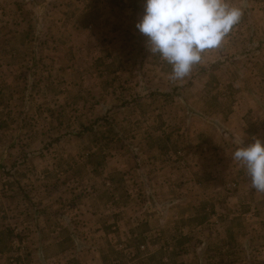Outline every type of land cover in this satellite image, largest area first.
<instances>
[{
  "label": "rangeland",
  "instance_id": "374dc122",
  "mask_svg": "<svg viewBox=\"0 0 264 264\" xmlns=\"http://www.w3.org/2000/svg\"><path fill=\"white\" fill-rule=\"evenodd\" d=\"M226 2L239 22L173 80L136 28L144 0H0V264H264V193L233 159L264 141V0ZM178 198L197 218L173 233ZM30 200L74 211L73 250H26ZM151 210L171 235L146 242L131 227Z\"/></svg>",
  "mask_w": 264,
  "mask_h": 264
},
{
  "label": "clouds",
  "instance_id": "9594fccd",
  "mask_svg": "<svg viewBox=\"0 0 264 264\" xmlns=\"http://www.w3.org/2000/svg\"><path fill=\"white\" fill-rule=\"evenodd\" d=\"M241 16L226 0H144L136 28L148 50L171 65V78L182 80L206 52L222 45ZM233 159L243 165L251 187L264 193V141L242 144Z\"/></svg>",
  "mask_w": 264,
  "mask_h": 264
},
{
  "label": "crops",
  "instance_id": "0c3cea01",
  "mask_svg": "<svg viewBox=\"0 0 264 264\" xmlns=\"http://www.w3.org/2000/svg\"><path fill=\"white\" fill-rule=\"evenodd\" d=\"M1 75L3 76V81H0V122L4 124V120L6 116H4V109L6 107H9L10 104H5L6 101H4V98H8V102L10 100V96L12 91H11V84L9 83L8 79L6 78L8 75H11L12 69L8 67H3L0 68ZM11 103V102H10ZM259 137V136H257ZM256 137V138H257ZM236 150V149H235ZM182 180H165V182L159 183L162 184V187L165 188L168 186L175 187L177 185L178 187L183 186L185 184H188L187 182H181ZM191 183L197 184V182L190 181ZM151 182H149L148 186H151ZM151 202H150V208L151 207H157V204L155 202L156 198L151 196ZM197 199L204 201V197L202 195L196 197ZM219 200V199H218ZM146 202V200H143ZM149 201V200H148ZM47 203V200L45 201ZM170 203V202H168ZM174 207L172 208V213L174 215V228H173V233L176 232L177 228L182 229L181 225H184V228H188V222L189 221H194V219L197 218V215L195 214L196 211L194 212V209L191 207V210L193 213H190L188 210L189 202L188 200L184 201L181 198H178V200H174L171 202ZM178 203L179 207H176L174 204ZM40 204H43L41 202ZM181 205V206H180ZM218 205H221V203H218ZM28 208L32 210L25 211L26 217L24 219V223L20 226H22L23 232L27 234V238H25L26 242L23 240V243H26L25 246L27 251H37V253H47L52 250H57L58 247L63 246L65 242H68L73 237L75 236L76 229L78 227L75 226L76 223H74L73 220H75L74 216L75 213L71 212L69 208L67 210L63 211L61 214L59 211L55 212H50L47 214L42 211L38 207V205L34 201H29L28 202ZM55 209H57V206H53ZM48 211V210H46ZM150 215L147 216L146 218H141L139 219L138 217L136 219H133V227H131V233L134 234L136 237H145V240L156 232L160 235H167L170 233H166V229L169 228L167 221H165L166 217L164 216V220H159V217L157 215H154L152 213V210L149 211ZM86 215L91 216L90 214L84 213L83 216L80 218L82 219ZM165 215V213H164ZM68 218L67 220L65 218ZM101 217V215H100ZM53 219V221H52ZM58 220V222H57ZM64 220V221H63ZM52 221V223H51ZM57 222V223H56ZM196 223V222H195ZM96 226L92 229L94 232H97V235L102 236L104 233V222L102 220L96 221L95 222ZM179 224L180 226L176 225ZM192 229L196 228L197 225H191L190 226ZM87 228V227H86ZM121 230V228L119 227ZM123 234V233H122ZM129 234V233H128ZM171 235V234H170ZM140 238L136 239V243L138 244ZM147 242V241H146ZM103 244V243H102ZM143 244V243H142ZM119 245H125L122 242L119 243ZM73 250L72 247L71 249H67L64 251H60L61 253L71 251ZM53 258V257H51ZM52 260V259H51ZM66 264H70L68 260H64ZM43 263L41 260V257L38 255L35 260H30L27 262V264H35V263Z\"/></svg>",
  "mask_w": 264,
  "mask_h": 264
},
{
  "label": "trees",
  "instance_id": "16d2710c",
  "mask_svg": "<svg viewBox=\"0 0 264 264\" xmlns=\"http://www.w3.org/2000/svg\"><path fill=\"white\" fill-rule=\"evenodd\" d=\"M6 232L8 233V234L5 235V236H6V239H7V237L10 236L11 231L7 229ZM4 234H5V233H4ZM4 234H2V235H0V236L2 237ZM8 239H9V238H8Z\"/></svg>",
  "mask_w": 264,
  "mask_h": 264
}]
</instances>
